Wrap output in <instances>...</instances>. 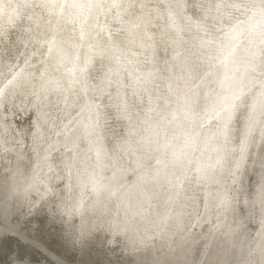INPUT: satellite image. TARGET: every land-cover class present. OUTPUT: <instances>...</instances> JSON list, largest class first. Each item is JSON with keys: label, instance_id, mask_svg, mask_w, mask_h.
I'll return each mask as SVG.
<instances>
[{"label": "clouds", "instance_id": "9594fccd", "mask_svg": "<svg viewBox=\"0 0 264 264\" xmlns=\"http://www.w3.org/2000/svg\"><path fill=\"white\" fill-rule=\"evenodd\" d=\"M0 181L106 264H264V0H0Z\"/></svg>", "mask_w": 264, "mask_h": 264}, {"label": "bare ground", "instance_id": "6f19581e", "mask_svg": "<svg viewBox=\"0 0 264 264\" xmlns=\"http://www.w3.org/2000/svg\"><path fill=\"white\" fill-rule=\"evenodd\" d=\"M3 234H12L21 239L18 244L19 240L15 237L14 258L23 249L21 247L29 248L28 250L35 247L51 256L53 264H106L107 261L99 238L90 242L82 251L74 250L46 214H30L18 200L9 199L6 185L0 181V236ZM28 261L29 264H34L36 259L29 257Z\"/></svg>", "mask_w": 264, "mask_h": 264}, {"label": "water", "instance_id": "95a60500", "mask_svg": "<svg viewBox=\"0 0 264 264\" xmlns=\"http://www.w3.org/2000/svg\"><path fill=\"white\" fill-rule=\"evenodd\" d=\"M6 234H3L0 236V264H29V257H35L36 261L40 264H45L47 262L48 264H53L54 262L51 256H49L47 253H44V251L39 250L34 247V249L21 247L20 253H17V258H14L13 255V249L15 245V240L9 237H3ZM20 243L21 239H18ZM31 252V253H29ZM34 263V262H33Z\"/></svg>", "mask_w": 264, "mask_h": 264}, {"label": "rangeland", "instance_id": "374dc122", "mask_svg": "<svg viewBox=\"0 0 264 264\" xmlns=\"http://www.w3.org/2000/svg\"><path fill=\"white\" fill-rule=\"evenodd\" d=\"M7 235H8V234H6V236H7ZM11 236H13V235H12V234H9L7 237L10 238ZM4 237H5V236H4ZM13 237H14V238H13ZM13 237H11V238L15 240V237H16V236H13ZM18 238H19V237H16V240H17V241H18ZM98 238H99V237H97V239H98ZM98 240H99V239H98ZM18 242H19V241H18ZM99 243H100V242H99ZM34 264H38V262H37V263L35 262ZM39 264H40V263H39Z\"/></svg>", "mask_w": 264, "mask_h": 264}]
</instances>
